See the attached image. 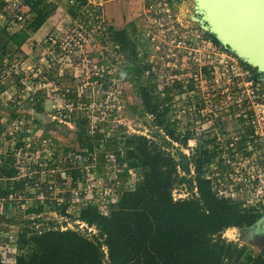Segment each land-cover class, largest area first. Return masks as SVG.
<instances>
[{"label": "rangeland", "instance_id": "rangeland-1", "mask_svg": "<svg viewBox=\"0 0 264 264\" xmlns=\"http://www.w3.org/2000/svg\"><path fill=\"white\" fill-rule=\"evenodd\" d=\"M46 4L56 6L50 16L55 27L33 53L41 73L0 79V120L7 132L24 137L17 151L10 139L3 145L20 156L23 177L30 164L40 162V180L57 188L46 197L29 184L25 202L0 199V230L17 242L3 262L14 264L23 253L18 237L27 231L69 228L98 235L95 226L78 219L79 207L96 198L109 207L142 180L115 161L118 150L126 157L124 142L134 135L153 140L175 160L185 178L175 186L176 199L197 195L195 157L205 150L216 154L203 175L217 196L242 208L256 206L262 214L253 225L221 236L257 256L264 249V71L228 43L197 0ZM118 30L126 31L136 55L121 51ZM141 86L161 110L167 108L166 124L186 144L145 112ZM97 134L102 139L90 159L86 138ZM72 171L79 172L76 178Z\"/></svg>", "mask_w": 264, "mask_h": 264}, {"label": "trees", "instance_id": "trees-1", "mask_svg": "<svg viewBox=\"0 0 264 264\" xmlns=\"http://www.w3.org/2000/svg\"><path fill=\"white\" fill-rule=\"evenodd\" d=\"M48 1L19 0V12L25 17L32 14L37 21L33 25L37 27L38 22L55 12L56 6L49 9ZM28 21L26 18L25 22ZM5 35L7 47L1 48L0 58L9 48H21L30 37L26 29ZM115 40L122 52L136 55L125 30H118ZM140 94L144 110L154 117L156 126L175 141L186 144V138L181 140L166 124L167 108H159L147 87L141 86ZM101 139L100 134L86 138L85 148L90 159ZM124 145L126 157L121 150L116 151L117 165L126 171L139 172L142 180L134 189L123 191L115 200L112 198L107 210L99 206L101 200L87 201L85 206L79 207L78 219L88 227L95 226L98 235L91 237L69 228L24 232L18 237V249L23 253L16 257L14 264H264V249L254 256L245 246L226 242L221 236L226 229L253 225L262 214L256 206L242 208L238 201L217 196L211 179L203 175L204 166L212 163L216 154L205 150L195 157L197 195L175 199V186L185 178L181 179L171 155L146 136H130ZM17 162L11 155L0 164L3 166L0 177L6 180L5 187L0 186L1 198L10 192H22L29 184L37 186V194L44 196L57 188L54 181L51 184L49 180H40V162L29 165L32 175L12 181L17 175L13 167ZM70 173L76 178L79 172ZM100 239H104L103 242ZM26 247L29 251L24 253ZM1 257L0 253V264H7Z\"/></svg>", "mask_w": 264, "mask_h": 264}, {"label": "water", "instance_id": "water-1", "mask_svg": "<svg viewBox=\"0 0 264 264\" xmlns=\"http://www.w3.org/2000/svg\"><path fill=\"white\" fill-rule=\"evenodd\" d=\"M218 32L264 71V0H197Z\"/></svg>", "mask_w": 264, "mask_h": 264}, {"label": "built area", "instance_id": "built-area-1", "mask_svg": "<svg viewBox=\"0 0 264 264\" xmlns=\"http://www.w3.org/2000/svg\"><path fill=\"white\" fill-rule=\"evenodd\" d=\"M21 8V3L19 2V0H4L1 12H0V28L1 27H8L9 25L15 24V23H23L26 21V17L24 14L20 13L19 10ZM28 71H31V74L33 76V78L37 77L40 73L41 70L40 68L35 65L32 68H30ZM28 71H23L19 64L17 63L16 60L11 61V59H9L8 56H3V64H0V79L4 78V79H8V78H21L23 79L25 74L28 75ZM6 92V91H5ZM0 123L3 124L2 120H0ZM8 127L6 126V128L0 133V164H3L5 162V160L7 158L11 157L10 152H8V150H5L3 148V145L6 141H8L9 139L13 142V147H14V151H17V144L21 145L24 142V137L22 136H18L16 133L13 132H7ZM22 135V134H21ZM7 136H11V138L7 137ZM14 155L17 157V161H19L20 164V172L19 174L16 176L18 179L23 178L22 175V171L26 170L25 165L21 164L22 160H20V156L14 152ZM24 168H21L23 167ZM29 170V169H28ZM26 172V171H25ZM29 175H32V172H26ZM15 177V178H16ZM0 181H5V179L0 177ZM28 186V185H26ZM34 189L37 190V186H32ZM28 192L26 191V187L25 189H23V191H14V192H10L7 196L0 198L1 200L4 201V203L8 202L9 200H17L20 201L23 197V202L26 201V197H29ZM22 195V196H21ZM175 198V197H174ZM176 199V198H175ZM102 201L103 205V209L107 208V203L105 202L104 199H99L96 198V201ZM9 233V234H7ZM6 235V236H5ZM9 239L7 241V239ZM13 238V235L10 232H4L0 230V253L1 256L3 257L2 260L5 261L6 258L9 257V253L10 250H13L14 252H16V240ZM7 241V242H6ZM11 245V246H10ZM12 251V252H13ZM7 254H9L7 256ZM7 256V257H6Z\"/></svg>", "mask_w": 264, "mask_h": 264}, {"label": "crops", "instance_id": "crops-1", "mask_svg": "<svg viewBox=\"0 0 264 264\" xmlns=\"http://www.w3.org/2000/svg\"><path fill=\"white\" fill-rule=\"evenodd\" d=\"M3 3H4V0H0V6ZM25 11L27 12V11H29V9L25 8ZM0 12H1V10H0ZM27 16L30 20L28 22H23L21 24L15 23V24L9 25L6 28L5 27L0 28V54L2 52L1 48L5 45L7 47L8 37L5 35V33L12 34L14 32H18L21 29H26V31L29 33L30 37L22 45L21 48H9L10 51H8V53L5 54L6 56L9 57V59H11V61L16 60L17 63L19 64L20 68L23 71H28L30 68H32L35 65V58L33 57V53H35L40 48V46L43 44V42L49 38L50 34L52 33V31L55 27V24H52L50 22V20H52L51 17L49 20L46 19V20H43L41 23L38 22L39 25L37 27H34L33 23L37 22L36 19L33 20V15L30 13H28ZM7 50H8V48H6V52H7ZM0 59L2 60V62H0V64H3V57ZM5 128H6V124L0 123V130L3 131ZM14 157H15V159H17L16 156H14ZM2 167L3 166L0 165V170ZM13 167H14V170L16 171V174L18 175L19 174L18 172H20L19 161ZM17 175H15V177ZM15 177H14V179H12V181L18 182L21 180V178L18 179L17 177L16 178ZM5 184H6V180L0 181V186L5 187Z\"/></svg>", "mask_w": 264, "mask_h": 264}]
</instances>
